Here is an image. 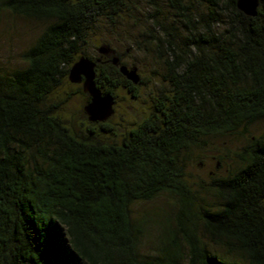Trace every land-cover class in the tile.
Segmentation results:
<instances>
[{"label":"trees","instance_id":"obj_1","mask_svg":"<svg viewBox=\"0 0 264 264\" xmlns=\"http://www.w3.org/2000/svg\"><path fill=\"white\" fill-rule=\"evenodd\" d=\"M1 1L50 25L26 53L27 68L0 72V264H241L234 255L264 264V134L240 155L239 172L214 182L215 210L197 209L179 160L207 137L264 120V0L255 18L237 0H196L207 11L199 18L187 0H166L185 32L178 42L152 18L167 34L171 95L120 145L79 138L47 101L95 25L114 23L127 0ZM108 61L97 65V87L134 93ZM163 194L177 200L174 226L156 256H143L145 230L131 210Z\"/></svg>","mask_w":264,"mask_h":264},{"label":"rangeland","instance_id":"obj_2","mask_svg":"<svg viewBox=\"0 0 264 264\" xmlns=\"http://www.w3.org/2000/svg\"><path fill=\"white\" fill-rule=\"evenodd\" d=\"M187 1L193 18H199L207 12L205 6L196 0ZM154 15L157 16L159 24L171 28L170 32L178 42L185 37L181 21L176 12L169 8L166 0H127L126 10L114 23L100 20L95 25L81 50V57L93 61H108L114 56L118 57L129 69L136 68L141 78L134 93L123 84L114 90L115 113L103 124L110 128L112 134L104 132V127L100 124H91L88 121L84 109L90 98L83 93L82 85L71 84L68 76L48 99L47 106L59 105L58 115L79 138L91 137L94 142L100 140L103 143L120 145L131 130L152 114L162 96L171 95V87L165 79L167 34L165 36L154 25L157 20L152 19ZM49 25V22L12 15L3 8L0 0V72L12 73L27 68L26 53ZM103 46L109 47L113 54L102 58L98 49ZM263 134L264 120L233 134L207 137L199 145L180 154L185 181L194 194L197 209L202 207L215 210L221 206L214 190V182L239 172L245 166L240 155ZM178 210L177 200L169 194L132 207L133 220L142 224L145 230L141 242L143 256L158 254L162 238L174 226ZM205 240L208 242L207 238ZM208 243L219 256H224L222 249ZM233 258L243 264L239 256L234 255Z\"/></svg>","mask_w":264,"mask_h":264},{"label":"water","instance_id":"obj_3","mask_svg":"<svg viewBox=\"0 0 264 264\" xmlns=\"http://www.w3.org/2000/svg\"><path fill=\"white\" fill-rule=\"evenodd\" d=\"M261 0H237V9L245 16L255 18L258 15ZM99 55L104 58L110 56L112 50L109 47H101L98 49ZM102 59L95 61L81 57L70 69L68 80L73 85H82L83 93L90 98L89 103L84 111L91 124H104L109 121L115 113L114 107L116 104L115 97L104 92L97 87L96 84V68ZM111 62L118 67L119 72L129 82L138 85L141 78L136 68L129 69L122 65L118 57H113Z\"/></svg>","mask_w":264,"mask_h":264},{"label":"flooded vegetation","instance_id":"obj_4","mask_svg":"<svg viewBox=\"0 0 264 264\" xmlns=\"http://www.w3.org/2000/svg\"><path fill=\"white\" fill-rule=\"evenodd\" d=\"M103 61V60H102ZM104 62H106V61H104ZM107 62H109V61H107ZM102 63V62H101Z\"/></svg>","mask_w":264,"mask_h":264},{"label":"clouds","instance_id":"obj_5","mask_svg":"<svg viewBox=\"0 0 264 264\" xmlns=\"http://www.w3.org/2000/svg\"><path fill=\"white\" fill-rule=\"evenodd\" d=\"M112 59V58H111ZM90 100V99H89Z\"/></svg>","mask_w":264,"mask_h":264}]
</instances>
